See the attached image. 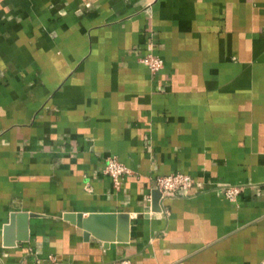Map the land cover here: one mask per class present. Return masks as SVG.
Returning <instances> with one entry per match:
<instances>
[{"label": "crops", "instance_id": "crops-1", "mask_svg": "<svg viewBox=\"0 0 264 264\" xmlns=\"http://www.w3.org/2000/svg\"><path fill=\"white\" fill-rule=\"evenodd\" d=\"M174 171L195 183L147 210ZM76 212L117 213V237ZM50 255L264 264V0H0V264Z\"/></svg>", "mask_w": 264, "mask_h": 264}, {"label": "built area", "instance_id": "built-area-1", "mask_svg": "<svg viewBox=\"0 0 264 264\" xmlns=\"http://www.w3.org/2000/svg\"><path fill=\"white\" fill-rule=\"evenodd\" d=\"M139 60L145 64L151 72L156 73L162 69L165 65L164 58L155 52L149 51L142 54ZM104 172L109 174L116 187H120L121 179L126 174L132 173V168L125 162L121 161L116 154L107 156L104 168ZM195 183L193 176L184 171H174L166 174H160L156 177V188L161 192V197H165L171 192H175L180 189H187ZM244 186L241 184H228L224 186L225 196L230 200H236L239 194L243 191ZM45 264H61L57 259L50 255ZM116 264H135L129 257H124L116 261ZM262 264V263H251Z\"/></svg>", "mask_w": 264, "mask_h": 264}, {"label": "water", "instance_id": "water-1", "mask_svg": "<svg viewBox=\"0 0 264 264\" xmlns=\"http://www.w3.org/2000/svg\"><path fill=\"white\" fill-rule=\"evenodd\" d=\"M160 197V190L155 188L152 194L151 206L147 208V210H160ZM13 216L11 222H13ZM118 216L119 215L115 212H92L87 216H84L82 212L67 214L68 218L86 229V236L89 234V232H92L103 239H115L117 237L114 231V225L118 219ZM11 226L12 225L8 226L7 228L10 229Z\"/></svg>", "mask_w": 264, "mask_h": 264}]
</instances>
